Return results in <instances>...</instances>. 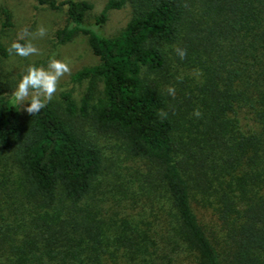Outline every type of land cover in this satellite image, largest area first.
I'll return each mask as SVG.
<instances>
[{"label":"trees","instance_id":"trees-1","mask_svg":"<svg viewBox=\"0 0 264 264\" xmlns=\"http://www.w3.org/2000/svg\"><path fill=\"white\" fill-rule=\"evenodd\" d=\"M37 2L65 13L54 45L84 33L98 63L31 116L0 37V264H264V0H109L100 21L130 8L110 38L86 1Z\"/></svg>","mask_w":264,"mask_h":264},{"label":"rangeland","instance_id":"rangeland-1","mask_svg":"<svg viewBox=\"0 0 264 264\" xmlns=\"http://www.w3.org/2000/svg\"><path fill=\"white\" fill-rule=\"evenodd\" d=\"M58 1L60 2L62 0ZM76 1H86L92 5L91 11L85 17L84 27L98 33L104 38L115 36L125 27L130 17V8L125 6L121 9L108 11L106 13L105 19L100 21V15L109 0ZM2 8H7L10 10L14 23V27L11 31H7L5 34L0 36L6 43L11 41L13 42L17 38V34L21 31V29L26 26H28L29 30L33 33H35L38 25H43L45 28H47V35L45 37H36L32 41L35 46L40 49V54L33 55L28 58H23L20 56L12 57L6 61L5 70L10 75L15 76L17 73H23L29 64L40 60H44L46 62L45 65H43L46 67L49 59L53 55L57 59L67 58L71 61V72L70 74H66L61 78L58 91L54 97L58 96L62 92L67 91L72 93L75 100H78L85 87V84L73 83L71 81L72 75L84 67H90L98 63V59L93 55L89 47L88 36L84 33H80L70 42L64 45L55 46L52 41V37L54 31L60 28L65 22V13L63 10H51L45 5H39L37 0H0V10ZM13 92L10 95L11 97H13ZM26 106L27 102H25L23 105H19L18 107L20 111L24 112ZM99 144L105 157L107 158V166L110 165V162H112L111 160H115L117 157H120L121 159L123 158V155L119 154L121 153L122 149H120L119 143H117L115 140L101 138L99 139ZM118 164L120 165V163ZM123 166L124 163L120 167ZM111 169L112 168L107 170L106 174L109 178L107 180L112 178V175L115 173V171H119L117 167H114L112 171Z\"/></svg>","mask_w":264,"mask_h":264},{"label":"clouds","instance_id":"clouds-1","mask_svg":"<svg viewBox=\"0 0 264 264\" xmlns=\"http://www.w3.org/2000/svg\"><path fill=\"white\" fill-rule=\"evenodd\" d=\"M47 35V28L43 25H38L35 33L29 30L26 26L17 34V38L11 43L8 51L10 54H15L23 58H28L33 55H39L40 49L32 42L36 37L43 38ZM177 55L184 59L186 57V50L175 47ZM71 61L67 58L57 59L53 55L47 66L29 65L25 74L17 83L15 91L13 92L14 99L19 105L27 102L25 111L31 116L38 114L44 109L58 91L60 80L66 74H70ZM197 76L202 75L199 70H195ZM178 80L183 79L182 76L177 77ZM167 92L170 96L175 97L176 89L174 86H168ZM159 115L162 118H167V113L164 110H159ZM193 115L199 118L202 113L199 108L193 110Z\"/></svg>","mask_w":264,"mask_h":264}]
</instances>
